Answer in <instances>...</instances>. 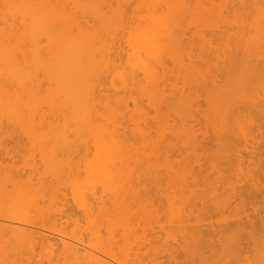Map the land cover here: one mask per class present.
I'll return each mask as SVG.
<instances>
[{"label":"bare ground","instance_id":"6f19581e","mask_svg":"<svg viewBox=\"0 0 264 264\" xmlns=\"http://www.w3.org/2000/svg\"><path fill=\"white\" fill-rule=\"evenodd\" d=\"M141 1L143 4L138 0L135 8L132 6L134 0L133 2L131 0H0V125L6 121L8 126H17L32 131L45 129L89 130L92 147L100 155L97 154L99 160L95 159L98 164L93 163L95 165H92L86 174L87 181L93 191H90L88 200L78 206L80 213L76 211L78 210L77 206L74 207L76 210L72 207L70 212L73 214L78 212V215L81 214L89 218L94 227H97L92 232L95 235L103 233L107 240L112 235L111 229L115 215L120 212L123 217H126L129 211H132V209L129 210L131 203L128 200L132 187L131 181L136 179L141 182L148 178L149 172L146 168L151 155V152L148 151L149 147L153 146L156 150L161 147L160 141L153 136V133L157 132L156 127L161 122L169 126L166 121H168L170 111L181 113L180 132L186 135L189 141L188 156H196L202 148V143L199 142L196 133L198 129H195L196 123L200 125L201 120L195 117L194 113L190 114L194 101L191 91L199 93L200 89L208 84L207 76L210 73L201 72L192 63V54H190L192 51L190 49L191 52H186V48L193 44H188L190 43L189 39L185 37L191 35L204 44L211 41L208 36L223 34L226 37H234L243 42L252 43L253 47L245 49H241L239 46L230 48L231 51L228 55H223L220 51L222 60L218 58L220 54H218L219 56H217V52L214 54L216 49L214 50L213 47L214 51L211 52L221 61L218 62L221 67H228L239 63L240 54L244 50L247 53L246 66L250 71L249 73L245 72L252 74L255 78L264 68V0H232L231 3L229 2L230 4L227 3V0L218 1L220 3L216 0ZM129 2L132 3V8L137 11L133 9V12H136V14L132 13L134 16H128L130 13L128 15L126 13V10L132 11L130 6L124 9L130 5ZM125 3L129 4L125 6ZM142 8L145 9L146 14L144 11L141 12ZM139 11L140 14L144 13L143 16L137 15ZM220 24H223L222 31H220ZM203 28H205L204 32ZM122 37L126 38V43L128 42L132 52H129L125 43L121 46L122 48L120 47ZM122 42H125V39ZM124 46L128 52L127 56L124 55L126 51L122 50ZM183 47L185 48L182 51ZM120 48V53L122 52L124 55L122 57L126 56L127 58L124 63H121L120 53L117 57L115 56ZM219 50L217 51L219 52ZM214 59L213 62L217 63L215 61L218 59ZM173 79L181 82L183 86H179L181 91L171 88L170 93L175 91L177 93L169 94L168 97L165 95V91L167 90L166 94L169 93L168 88L174 84ZM210 79L214 83V77ZM109 81L112 82L109 85L112 86L110 87L113 90L112 94L106 91L109 89ZM170 81H172L171 86L166 88ZM230 84L222 81L221 84L215 86L214 90L210 91L212 95L209 93L212 97L207 95L211 102L217 103L227 98L228 94L235 93V90L230 88ZM241 86L243 85L241 84ZM237 87L236 90L241 89V87ZM245 88L246 86L243 89ZM207 89L209 88L204 90ZM171 95L173 96L170 97ZM229 100L231 99L229 98ZM262 100L261 98V106L258 108L260 114L264 116ZM228 102L230 103V101ZM229 103L226 104V107ZM130 104L133 105L132 108ZM215 105L212 106L214 118L212 123L215 128L217 127V117H221L222 124L234 117H239L234 113L221 114L220 116L216 110L219 105H216L217 108ZM237 119L235 118V120ZM188 122H195V125H188ZM169 130L177 134V130L172 126H169ZM127 133L131 142L123 149L121 140L123 136H127ZM144 147H147L146 153H142L141 148ZM134 170L136 176L133 175ZM160 176L162 180V175ZM160 178L159 175L153 174L155 184L159 182ZM193 180L196 182L197 176L193 177ZM115 183H118L119 187L115 188L113 186ZM260 194L257 193L256 197ZM261 195L263 198L264 194ZM138 197H141V193H138ZM197 198L202 201L203 195L200 194ZM253 198L255 200L254 196ZM119 201L121 206L118 204ZM29 202L34 207V214H28L26 219L14 217L5 212L13 207L9 200L0 202V242L2 241L6 245L18 242L21 246H36L39 242H37L35 230L40 225L39 223L43 225L49 221L52 223L53 220H56L53 222H57L59 218L63 217L64 219L66 216L67 219V216L72 214L65 209L66 207L57 208L59 211L53 209L54 211L47 214L43 209L44 205ZM109 204L111 208L108 207ZM3 206L10 207L6 209ZM24 206L29 211L30 206ZM98 206L100 208L107 207V209L104 208L105 219L95 218L96 215L93 214V211ZM127 225L129 224L127 223L123 232L119 234L120 238L114 246H109L107 250L92 249V251L97 249L98 254L87 252L86 257L87 253L85 252L84 256L81 252L83 248L80 250L81 247H79V251L76 252L77 245L75 247L69 241L72 247H75V253L80 255L81 252L82 254L75 262L79 263V258L81 261L88 258L86 261H89V264H110L112 259L115 262L114 259L117 256L122 260L121 262L118 259L122 264L124 263L123 259L126 262V259L131 258L132 261L130 256L132 254L129 255L127 250L122 248L124 245L126 247V243H129L128 235L131 231L129 232L127 228H130V225ZM42 227L44 228V226ZM233 227L231 226L233 230L229 227L224 230L230 229L225 232L230 236L224 235L225 237H223V239L227 238L224 239L226 241L222 247V250L223 248L226 250L225 256L222 253V261L225 260L223 264H234L235 259L233 261L230 258L237 255L241 256H238L240 258H237L236 262L242 259L243 263L246 261L249 264H264V256L252 255V251L250 256L247 254L249 257H242L243 253L246 254L245 248L242 246L240 248L242 251L239 250L242 253L237 254L239 248L236 243L240 242L236 238V234L241 233L242 229H239L237 224ZM259 228L263 229V226ZM259 228H255L256 231ZM235 229L238 233L235 232ZM74 239L73 242L76 241ZM62 240L64 241L63 238ZM230 242L232 249L230 248L231 250L228 249V251L237 255H231L232 253L229 252L232 257L227 258L226 256L229 254H227L226 247L230 245L225 243L230 244ZM262 243L264 245V241ZM43 244L45 243L43 242ZM64 246L68 247V245ZM52 247L54 246L52 245ZM12 248L14 249V247ZM17 248L19 247L17 246ZM64 251L67 250L63 249ZM72 251H70L72 254L66 252L71 255L62 253L65 255L66 261L77 256ZM84 251L86 250L84 249ZM235 251L237 252L235 253ZM66 256L71 257L68 260ZM103 257L112 259H109L110 261L107 259L108 263ZM226 258L230 261L227 262ZM127 262L126 264H128Z\"/></svg>","mask_w":264,"mask_h":264},{"label":"rangeland","instance_id":"374dc122","mask_svg":"<svg viewBox=\"0 0 264 264\" xmlns=\"http://www.w3.org/2000/svg\"><path fill=\"white\" fill-rule=\"evenodd\" d=\"M131 1L133 2V0ZM135 1L134 5L130 2V5L125 3V6H127L124 9L130 6V10H132L130 12L126 10L127 15L130 13L128 16H134L132 13L136 11L135 6L138 0ZM218 1L220 0H216V2ZM231 1L227 0V3H231ZM139 2L143 4L141 0ZM131 5L135 8H132ZM144 10L142 8V11H140L143 12ZM140 11L137 15L143 16L145 11L142 14H140ZM221 26L223 27V24L219 25L220 29ZM206 32L208 31L206 30ZM208 37L211 38V41L204 44L191 35L185 37L190 40H188L190 43L186 40L188 44H193V46L186 48V52L192 51L190 53L192 54V63L201 72L210 73L207 76V87L204 86L197 94L198 91H191V97L194 101L191 108L193 112L191 111L190 114L193 115L194 113L195 117L201 120V124L196 123V126L195 122H188V125H195V129H198L196 133L199 142L202 143V148L196 156H188L189 141L186 135L180 132V126L182 125L181 113L170 111V116L166 121L169 126L177 130V134L169 130V126L163 122L158 124L157 127L155 125L157 132H154L153 136L160 141L161 147L157 150L153 146L149 147L148 151L151 152V155L146 168L149 172L147 174L148 178L141 182L136 179L131 181L132 187L128 200L131 203V205L129 204V210L132 209V211L130 210L126 217H123L120 212L115 215L111 229L112 235L108 240L103 236V233H101V236L92 232L97 227H94L89 218L81 214L78 215L80 211L78 206L88 200L90 191H93L92 186L87 181V171L92 165L98 164L96 158L99 154L92 147L89 130L45 129L32 131L17 126H8L6 121L0 125V202L9 200L14 207L8 209L10 206H3L8 209L5 212L11 216L26 219L28 214H34V207L29 201L44 205L45 208L43 209L47 214L65 207L66 210H69V213H72L70 212L72 207L76 208L77 206L78 209L74 208L78 211H75V216L72 213V216L68 215L67 219L65 216V220L62 217L57 222H53L56 221L53 220L52 223L49 221L50 223L46 222L43 225L39 223L41 226L38 227L40 228L37 227L35 230L37 233L36 239L39 242L37 245L39 246L22 245V247L18 242L6 245L1 241L0 264H86V262L89 264V261H86L88 258L82 259V261L79 258V263L75 261H77L78 256H82L81 252L84 256L87 252L98 254L97 249L93 251L92 249L107 250L109 246H114L127 223L131 228L127 227L128 231H131L128 232L129 235L127 233L129 243H126V247L124 245L122 248L126 249L129 255L132 254L130 255L132 261L131 258L126 259L128 264H223L225 260L222 261V255H226V250L223 248V252L222 247H224L223 244L226 241L224 239H227H223V237L230 236L229 233L225 234L227 230H224L236 224L239 229H242V232L238 233L236 229H239L235 227V232L238 233L236 238L240 242L236 243L239 248L237 254L242 253L240 249L242 246V248H245L244 252L246 253H243L242 257H249L251 251L252 255L264 256V245L262 243L264 241V195L263 198L261 195L264 194V191H262L264 190V116L260 114L258 108L261 106V98L264 103V68L259 71V76L256 78L252 74H248L250 71L246 66L247 53L244 50L241 52L242 55L240 54V61L242 60V62L239 61L240 64L221 67L218 63L223 58H221L220 51L223 55H228L231 51L230 48L233 49V47L239 46L241 49H245L253 47V44L234 37H226L223 34H213ZM124 39L125 42H122ZM121 40L122 45L120 44V47L126 44L129 52H132L128 42L126 43V38ZM184 46L186 47V45ZM121 48L115 56L121 54V63H124L127 60L128 52L124 46L122 50H125L127 54L124 51L126 56L123 58L124 55L122 52L120 53ZM212 50L214 54L217 52V56L220 54L218 57L220 60L213 55ZM242 56L243 58H241ZM214 58L218 59L215 61L217 63L213 62ZM211 77H214V83L211 81ZM109 79L112 81L111 78ZM110 81L109 84L107 83L109 89L106 91L112 94L113 90L110 89L112 86H109L112 82L110 83ZM173 81L174 84L170 81L166 85L167 88L172 84V87L168 88L169 93L166 94L167 90L165 91V95L168 97L169 94L174 95L176 91H181L180 87L183 86L178 80L173 79ZM222 81H226L228 84L231 83L230 88L235 90L234 96L230 93L231 95L228 94L224 100H218L220 102H217L218 104L214 101L211 102L207 95H210V91L214 90L215 86L221 84ZM240 83L243 86L245 85L246 88L243 89L245 86H241ZM236 87H241V89L236 90ZM171 88L176 91L170 93ZM205 88L211 90L207 89L206 92ZM211 95L210 97H212ZM227 103L229 105L226 107ZM215 104L219 105V108L216 109L219 112L218 115L234 113L239 117H234L232 120L224 122V124L221 123V117H217V127L215 128L212 123L214 121L212 106ZM130 106L133 107L132 104ZM235 118L238 119L235 120ZM121 142L123 145H119H122L123 149L128 146L131 142L128 133L127 136H123ZM141 150L142 153H146L147 147L141 148ZM153 174L159 175V178L162 175V180L160 178L159 182L155 184ZM133 175L136 176L135 170ZM195 176H197L196 182L193 180ZM113 186L115 188L119 187L118 183L113 184ZM138 193H141V197H138ZM257 193H261L257 196L259 198L256 197ZM200 194L203 195L202 201L197 198ZM118 204L121 206L120 201ZM125 204L127 205V202ZM24 205L30 206L29 211ZM109 206L111 205L109 204ZM104 208L98 206L93 211V214L96 215L95 218L105 219ZM96 210L98 211L96 212ZM261 222L263 223V229L259 228L262 227ZM255 228L261 230L256 231ZM231 230L233 229L231 228ZM39 234L41 235L39 236ZM74 237L76 243L73 242ZM69 241L74 246L77 245V247L75 246L77 250L74 246L73 249ZM231 242L230 244L225 243L230 245L225 247L227 248V254L230 252L233 255V252L228 251V249H232ZM64 245H68V247ZM31 246L34 248L32 249ZM79 247H81L80 250L83 248V251L81 250L79 253L80 255L75 253V251H79ZM62 248L67 250L66 252L69 248H71L70 251L75 250L72 252L77 256L70 260L71 256H66L69 260L66 261L67 259H64L65 255H63L66 252H63ZM115 252L118 253L119 251ZM237 254H234V256ZM87 255L88 253L86 257ZM231 255L229 254L226 257L230 258ZM238 256L241 255L234 258L231 256L230 259H235V261L233 260L234 264H245L246 261L243 263L242 259L236 262L238 261L237 258H240ZM118 257L114 259L115 262L120 259ZM252 258L251 260L254 259ZM104 259L109 263L112 258H107L110 259L109 261L106 258ZM124 260L123 262L126 264ZM251 260L249 261L253 263ZM111 261L112 264L122 262L121 259L116 263L113 259ZM228 261L230 260L227 259Z\"/></svg>","mask_w":264,"mask_h":264}]
</instances>
